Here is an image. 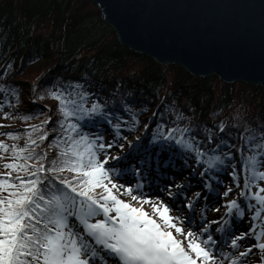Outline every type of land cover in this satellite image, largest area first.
Listing matches in <instances>:
<instances>
[{
	"label": "snow or ice",
	"instance_id": "1",
	"mask_svg": "<svg viewBox=\"0 0 264 264\" xmlns=\"http://www.w3.org/2000/svg\"><path fill=\"white\" fill-rule=\"evenodd\" d=\"M20 87L0 83V129L23 122L0 131V264H264V119L195 122L161 98L140 127L147 102L86 73L17 111Z\"/></svg>",
	"mask_w": 264,
	"mask_h": 264
},
{
	"label": "trees",
	"instance_id": "2",
	"mask_svg": "<svg viewBox=\"0 0 264 264\" xmlns=\"http://www.w3.org/2000/svg\"><path fill=\"white\" fill-rule=\"evenodd\" d=\"M6 62L11 67L0 83L10 80L21 86L24 103L16 106L17 111L33 108L28 101L33 94L40 96L44 85L86 73L102 96L116 88L119 99L134 89L135 98L148 104L141 122L161 98L191 108L185 115L195 122L208 119L245 126L264 119L263 88L243 82L226 84L215 76L196 77L179 66L160 65L131 51L117 42L89 0H0V67ZM52 103L45 97L37 99L35 106L42 110ZM3 123L11 127L0 131L22 130L19 119Z\"/></svg>",
	"mask_w": 264,
	"mask_h": 264
},
{
	"label": "water",
	"instance_id": "3",
	"mask_svg": "<svg viewBox=\"0 0 264 264\" xmlns=\"http://www.w3.org/2000/svg\"><path fill=\"white\" fill-rule=\"evenodd\" d=\"M117 42L196 77L264 89V0H89Z\"/></svg>",
	"mask_w": 264,
	"mask_h": 264
},
{
	"label": "rangeland",
	"instance_id": "4",
	"mask_svg": "<svg viewBox=\"0 0 264 264\" xmlns=\"http://www.w3.org/2000/svg\"><path fill=\"white\" fill-rule=\"evenodd\" d=\"M114 36H115V35H114ZM141 124H143V123H141ZM141 124H140V127H142ZM136 134H137V133H136ZM0 138H1V137H0ZM131 140H132V139H131ZM116 150H117V152L120 151V149H116ZM121 198H123V199H128V197H123V196H122ZM146 210H147V209H146Z\"/></svg>",
	"mask_w": 264,
	"mask_h": 264
},
{
	"label": "bare ground",
	"instance_id": "5",
	"mask_svg": "<svg viewBox=\"0 0 264 264\" xmlns=\"http://www.w3.org/2000/svg\"><path fill=\"white\" fill-rule=\"evenodd\" d=\"M210 77V76H209ZM204 78H206V77H204Z\"/></svg>",
	"mask_w": 264,
	"mask_h": 264
}]
</instances>
